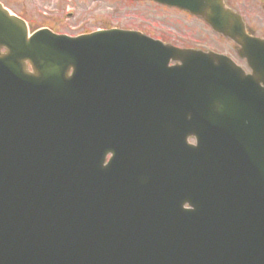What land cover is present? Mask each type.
<instances>
[{"label":"water","instance_id":"95a60500","mask_svg":"<svg viewBox=\"0 0 264 264\" xmlns=\"http://www.w3.org/2000/svg\"><path fill=\"white\" fill-rule=\"evenodd\" d=\"M173 1L215 25L213 0L200 2L208 11ZM0 13V47L10 50L0 57V264H264V71L243 78L227 61L162 49L163 62L187 65L168 68L123 34L76 41L42 34L26 42L24 30ZM240 45L263 48L264 56V44ZM25 59H44L40 81L30 85H39L38 102L55 101L56 116L69 113L66 127L81 136L72 147L88 153L91 127L107 111H126L150 131L172 128L180 166L168 165L150 188L133 186L131 169L107 189L101 175H86V160L39 154L6 102L26 81ZM70 68L74 75L65 79ZM253 126L259 130L251 139ZM61 132L54 127L52 136ZM191 135L197 147L184 144ZM93 144L98 154L101 145ZM95 157L90 165L100 162ZM146 159L151 167L156 156ZM185 203L193 210L182 211Z\"/></svg>","mask_w":264,"mask_h":264},{"label":"rangeland","instance_id":"374dc122","mask_svg":"<svg viewBox=\"0 0 264 264\" xmlns=\"http://www.w3.org/2000/svg\"><path fill=\"white\" fill-rule=\"evenodd\" d=\"M8 1L13 2V0ZM75 1L78 3L83 0ZM95 1L100 5L98 4L95 8H92V17L96 19L97 17L95 15H99V18H101L99 24L140 30L152 38L168 41L167 43L179 48L204 45L193 44L197 43L194 40L198 39L208 43L206 45H212L222 51L230 52V44L222 41L217 42V39L209 34L204 25L202 26L199 22L188 19L183 14L173 10L158 8V6L154 7L147 4L133 5L130 2L123 4L119 0ZM93 5L95 4H92V7ZM40 9L45 10V7L41 6ZM256 15L259 16V14ZM259 19L263 20L264 18L259 16ZM96 26V23L94 24L92 22L91 27ZM209 41L211 44H209Z\"/></svg>","mask_w":264,"mask_h":264},{"label":"flooded vegetation","instance_id":"af4514ba","mask_svg":"<svg viewBox=\"0 0 264 264\" xmlns=\"http://www.w3.org/2000/svg\"><path fill=\"white\" fill-rule=\"evenodd\" d=\"M225 2L243 18L250 34L264 35V19H259V16L264 18V0H225ZM11 4L13 7H18L15 1Z\"/></svg>","mask_w":264,"mask_h":264}]
</instances>
